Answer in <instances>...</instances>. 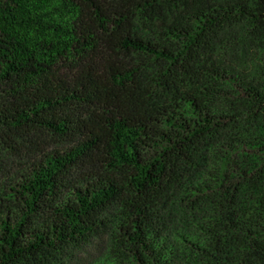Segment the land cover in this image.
I'll return each mask as SVG.
<instances>
[{"label": "trees", "instance_id": "trees-1", "mask_svg": "<svg viewBox=\"0 0 264 264\" xmlns=\"http://www.w3.org/2000/svg\"><path fill=\"white\" fill-rule=\"evenodd\" d=\"M35 132L78 142L1 201L0 264H63L112 207L114 264H264V0H0V144Z\"/></svg>", "mask_w": 264, "mask_h": 264}, {"label": "rangeland", "instance_id": "rangeland-1", "mask_svg": "<svg viewBox=\"0 0 264 264\" xmlns=\"http://www.w3.org/2000/svg\"><path fill=\"white\" fill-rule=\"evenodd\" d=\"M78 140L57 138L46 133H31L18 139V151L11 152L0 144V203L9 205L10 212L6 217L13 219L19 198L14 192L15 186L21 183L24 176L31 171L32 166L43 159L46 155L55 151L62 152L73 148ZM85 172L83 170L74 171L69 178V182L79 181ZM14 191H12V190ZM67 195V193H66ZM117 207H112L104 212L106 229L98 236L92 238L88 243L78 247H73L69 251V256L65 257L63 264H105L118 261L114 256V236L117 232L118 220L115 218ZM158 226L163 232L164 238L172 244L181 243L188 238L186 229L195 232L198 222L186 223L183 220V214L170 209V214L166 216L159 214ZM183 222V223H182ZM128 248L119 246L118 250L124 251ZM184 264H187L183 262Z\"/></svg>", "mask_w": 264, "mask_h": 264}]
</instances>
